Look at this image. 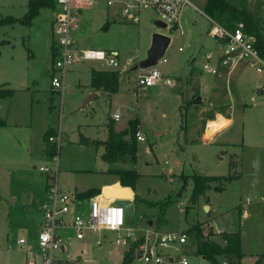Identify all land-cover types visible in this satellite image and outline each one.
Masks as SVG:
<instances>
[{"label":"rangeland","instance_id":"374dc122","mask_svg":"<svg viewBox=\"0 0 264 264\" xmlns=\"http://www.w3.org/2000/svg\"><path fill=\"white\" fill-rule=\"evenodd\" d=\"M106 1H73L80 9H73L77 13V25L69 29L72 49L76 50V56L77 50L83 48L116 51L119 68L127 59L133 64L119 72L114 92L109 95L100 92L83 108L79 106L88 95L89 66L102 64L78 60L67 69L63 92L50 89V43L55 39L50 20L55 10L41 8L29 25L0 24V83L13 89L11 97L0 105L7 121L5 127H0V264H25V255L16 244L20 237L35 249L37 232L43 222L40 209L43 187L51 184L53 176V163L45 151V145L49 144L44 137L47 130L52 131L50 135L60 131V143L55 151L60 190H66L61 186L62 175H67L75 190L80 191L98 186L103 178L113 180L116 176L108 170L137 172L132 214L124 215L123 221L125 227L136 229L135 235L149 226L148 219L155 228L147 230L157 232L177 231L206 220L202 198L194 203L189 200L192 181L187 176L238 174L225 184V191L210 196L211 206L221 213L212 225L215 230L228 231H236L239 225L241 264H264V73H257L243 60L228 74L221 65L214 74L203 71L204 55L213 43L207 33L209 21L202 12L205 0H189L177 22L164 28L154 24L157 15L152 9L141 10L140 20L134 24L119 14V7L132 0H111L109 4ZM231 1L250 9L256 2ZM26 3L27 0H0V17L20 18L26 11ZM156 32L169 38L162 54L165 62L155 64L161 79L157 85L141 89L135 86V66L145 57L151 35ZM190 70L191 75L200 79L201 96L214 104L206 97L205 103L188 104L194 92L187 80ZM165 79L172 84H166ZM225 109L231 122L210 142L201 140L199 130L205 119H213L215 113L222 114ZM113 113H118L119 119L114 120ZM136 118L144 140L136 143L135 162L103 161V144L95 141L106 139L109 128L106 123L123 129ZM80 137L88 141H81ZM41 165L51 167V171L41 174L37 170ZM183 176L186 180L181 187ZM87 201V198L81 201L83 212ZM240 206L248 212L245 220L238 212ZM72 210L70 206L62 218L64 222L69 221ZM194 225H199L202 233L207 230L199 222ZM55 232L65 248L64 252L55 253L59 258H64L66 253L74 257L82 249L81 260L76 257L77 264L119 262L121 252L114 260L93 243L85 252L82 242L73 240L69 227L56 228ZM95 237L87 239L92 242ZM195 243L193 233L187 230L180 255L186 256L184 252L193 249ZM197 258L194 264H210ZM129 264L148 263L133 257Z\"/></svg>","mask_w":264,"mask_h":264},{"label":"built area","instance_id":"2783aa9c","mask_svg":"<svg viewBox=\"0 0 264 264\" xmlns=\"http://www.w3.org/2000/svg\"><path fill=\"white\" fill-rule=\"evenodd\" d=\"M73 1L53 0L55 12L51 21V34L55 37L54 46L56 49L49 68V84L52 89L60 93L64 90V78L68 67L78 60L100 61L102 65L119 72L124 71L133 64L130 59H127L124 66L119 68L116 52H106L96 48L79 49L76 56V50L72 49L69 29L77 25V13L73 9H79L80 5L73 4ZM106 3H111V0H107ZM189 4V0H132L130 4L119 7V14L125 20L137 24L140 20V11L152 9L157 15V20L167 27L169 23L177 22L182 8ZM207 19L209 21L207 33L218 44L220 49L218 62L221 66L230 70L238 61L243 60L249 68L257 73H264V60L258 55L251 38L244 34L242 22H236L231 28H226L216 21ZM204 59L203 71L214 74L216 69L210 64L212 53L205 54ZM160 61L165 62L162 55L156 62ZM155 64L147 68H137L134 79L136 87L146 89L160 81L161 73L155 67ZM164 82L170 84L168 79H165ZM262 84H264V77ZM111 117L117 120L119 114L113 113ZM135 140H144L139 129L135 132ZM47 141L53 143L57 149L60 143V131L57 130L49 135ZM56 157V154L50 157L53 163V176L51 177V184H47L45 187L43 200L40 201L43 222L37 232L35 249L32 248V245H27L21 237L16 240V244L25 255V264H37V259L39 264L78 263L76 257L80 256L82 251L74 257H70L67 253L64 258L55 255L56 252H64L65 250L60 236L55 232L56 228H71L73 238L77 240L83 239L88 234L98 236L102 231L110 232L113 235V242L117 245H127L133 240V228L123 225L125 215L123 207L114 203L112 198H105L100 193L88 197L87 207L83 212L80 209L82 199L77 198V193L70 190H60L57 187ZM37 170L41 174H45L51 171V167L41 165ZM70 206L73 208L71 216L68 222H64L62 218L69 212ZM216 233L220 234L221 231L216 230ZM185 241L186 234L182 231L157 232L155 230H145L142 241L133 249V257L148 264L172 263L173 261L176 264H188V259L180 255L181 245ZM221 241L223 244L225 243L224 240ZM93 243L97 247L101 246L99 238H96ZM221 264L229 263L223 260Z\"/></svg>","mask_w":264,"mask_h":264},{"label":"trees","instance_id":"16d2710c","mask_svg":"<svg viewBox=\"0 0 264 264\" xmlns=\"http://www.w3.org/2000/svg\"><path fill=\"white\" fill-rule=\"evenodd\" d=\"M264 0H256L254 8L250 9L246 5H238L231 0H205L202 12L203 14L219 23L220 25L231 28L236 22H242L243 32L252 40L254 48L258 55L264 60V11L262 9ZM53 0H27L26 11L20 18L12 16L0 17V24L15 23L29 25L31 20L39 13L41 8H53ZM54 41L51 40L50 51L51 59L55 55ZM89 86L93 90H102L114 92L118 83L119 71L112 69H95L90 68ZM13 94V89L0 86V99L9 97ZM197 91L193 93L188 101L191 103ZM5 126V121L0 117V127ZM137 130V119H131L128 122V127L122 130H115L109 126L107 129V137L101 141L103 151L101 158L105 162H135L136 160V140L135 132ZM52 133L47 130L44 133L45 139ZM98 142V141H97ZM56 148L53 143L46 145V154L51 157L55 153ZM109 173H114L118 176V182L122 186L134 188L138 174L133 169H114L108 170ZM187 177L191 178V192L189 200L194 203L204 190L210 187V183H215L213 189L221 191V183L237 178L238 174L226 175H204L192 174ZM186 176L182 178V185H185ZM99 193L96 188H88L76 194L77 198L84 199L92 197ZM135 198V197H134ZM196 237V254L208 260L210 264H218L216 257L223 256L230 264H238L242 256L240 251L239 231L221 232L220 237L224 240V244L220 245L216 241L210 239L212 232L203 234L199 225H193L191 228ZM140 241H133L129 247L123 252L119 264H129L133 258V249Z\"/></svg>","mask_w":264,"mask_h":264},{"label":"crops","instance_id":"0c3cea01","mask_svg":"<svg viewBox=\"0 0 264 264\" xmlns=\"http://www.w3.org/2000/svg\"><path fill=\"white\" fill-rule=\"evenodd\" d=\"M80 9V8H79ZM52 19V18H51ZM50 29H51V20H50ZM51 44V43H50ZM216 47L219 49V47H218V44H217V42L216 41H214V39H213V43H212V49H210L206 54H208V53H212V59L210 60V64L212 65V66H214L215 68L218 66V65H220L219 64V62H218V57H219V54H220V49H219V51L217 52V49H216ZM216 50H215V49ZM112 52H116V51H112ZM50 55H51V51H50ZM205 56V55H204ZM50 60H51V58H50ZM139 62V61H138ZM137 62V63H138ZM224 67V66H223ZM235 67V66H234ZM234 67H232L230 70H228V68H227V72H226V74H228ZM90 68H95V69H109V70H112V68H109L108 66H105V65H100V66H97V67H92V66H89V70H90ZM191 73V70L189 71V73H188V76H187V80L191 83V88L193 89V91L195 92V91H197V95H199V97H200V101H203L204 103H205V100H204V98L206 97H202L201 96V85H200V79L197 77V76H194V75H191L190 74ZM118 78H119V76H118ZM169 80V79H168ZM170 81V80H169ZM159 83V82H158ZM172 83H171V81H170V84H168V85H171ZM157 85V84H156ZM0 86H3V87H5V85H4V83H0ZM50 89H52L51 87H50ZM52 90H54V89H52ZM95 93V95H92V93ZM100 92H105L107 95H109L110 93H112V92H107V91H102V90H93L90 86L88 87V89H87V91H86V95H87V97L86 98H89V100H91V99H93L94 97H97V95L100 93ZM193 92V93H194ZM193 95V94H192ZM191 95V96H192ZM9 97H11V96H9ZM9 97H5V98H1L0 99V105H2V103H4V102H2V101H4V99H6V98H9ZM195 97V96H194ZM193 97V98H194ZM85 98V99H86ZM191 98V97H190ZM207 98V97H206ZM84 99V100H85ZM208 99V98H207ZM83 100V101H84ZM89 100L88 101H86L85 102V104L84 105H81V106H79V108H83V107H85L87 104H88V102H89ZM209 100V99H208ZM199 101V102H200ZM198 102V103H199ZM9 103V102H8ZM209 103H213V101H210L209 100ZM214 104V103H213ZM194 105V104H193ZM215 105H217V104H215ZM221 106V105H220ZM224 112H222V114H219V113H215V117L213 118V119H205V123H204V126L202 127L201 126V129L199 130L200 131V138H201V140H205L206 142H210L211 141V138L218 132V131H220L221 129H223L225 126H227L230 122H231V119H230V113H229V111L227 110V109H225V110H223ZM8 112H11V109L9 108V110H8ZM4 113H2V111H1V108H0V117L1 118H3V117H5L6 118V116L5 115H3ZM8 114V113H7ZM4 119V118H3ZM118 119H119V117H118ZM137 119V118H136ZM138 120V119H137ZM4 121H5V126H6V124H7V121L4 119ZM107 125H106V127L108 128V126H110L109 125V123H106ZM5 126H3V127H5ZM115 130H122V129H118V128H115V127H113ZM127 128V127H126ZM126 128H123V129H126ZM141 127H140V123H139V120H138V125H137V129H139V130H141L140 129ZM47 140V139H46ZM79 140H81V141H84V142H87L88 140L85 138V137H80L79 138ZM192 140V139H191ZM190 140V141H191ZM101 142V140H96L95 142ZM48 142V141H47ZM49 144L51 143V142H48ZM136 143H137V141H136ZM45 151H46V145H45ZM32 168H35L34 166L32 167ZM112 174H114V173H112ZM204 175H222V174H204ZM115 178L113 179V180H106L105 178H103V181H101V183H99V185L97 186L96 184L95 185H93L92 187H88V188H96V189H98V190H100L101 188H104V187H106V186H112V185H120L119 184V182H118V176L115 174ZM239 176V175H238ZM56 177H57V174H56ZM67 178H68V176L66 175V176H64V175H62V178H61V186H62V188L63 189H66V190H70V191H72V192H75V193H79V192H82V191H84V190H80V191H76L75 190V185H74V183H72L73 181H69V180H67ZM235 179V178H234ZM231 180H233V179H231ZM230 180V181H231ZM57 182V181H56ZM227 182H229V181H223L222 183H221V187H222V190L221 191H215L214 189H213V186L215 185V183L213 182V183H210V187L208 188V189H206V190H204V192L203 193H201L200 195H198V197H197V199L199 198V197H201L202 198V200H203V208H205V210H206V220L205 221H202V222H200V221H196V222H199V223H201L202 224V228L204 227L205 229H207L206 230V232H203V234H206L207 232H212L213 233V235H211V237H210V239H212V240H214V241H216L217 243H219L220 245H223V243H221V242H219V241H221L222 239H221V237H220V234H217L216 233V230L213 228V225H212V223L213 222H216L217 221V218L220 216V214L221 213H218L217 212V207H215V206H211V201H210V196L211 195H213L214 193H222L223 191H225V189H226V187H225V184L227 183ZM47 184V183H46ZM45 187H46V185L43 187V193L45 192ZM87 188V189H88ZM130 188V187H129ZM86 190V189H85ZM130 191H131V194H132V204L134 203V200H135V198L134 197H136V194H135V192H134V189H131L130 188ZM213 193V194H212ZM196 199V200H197ZM180 209V208H179ZM238 212L240 213V216H241V218L243 219V220H245L247 217H248V212H247V210L245 209V207L244 206H240V207H238ZM195 222V223H196ZM194 223V224H195ZM194 224H192L191 225V227L194 225ZM147 225H149V226H147L145 229H139L140 231H141V233L139 234V232H136V235L134 234V230H136L135 228H133V240H131L127 245H117V244H115L114 242H113V235L110 233V232H108V231H102V232H100L99 234H98V236H96L95 238H94V240L96 239V238H99L100 239V242H101V246L100 247H97V249H99L100 251H101V249H104L105 251H106V255L108 256H112V257H114V260H116L118 257H116V255L117 254H119L118 252H121V255H120V257H119V262H120V260H121V257H122V255H123V252L129 247V245H130V243L131 242H133V241H142V235L144 234V231L145 230H147V229H149V228H155L154 226H153V221L152 220H150V219H148L147 220ZM191 227H189V228H181L180 230H178V231H182V232H184L185 234H186V238H187V230H190L192 233H193V235H194V237H195V233H194V231L191 229ZM217 230H220L221 232H227V233H229V232H235V231H228V230H225V229H222V228H219V229H217ZM239 231V225H238V227H237V229H236V231ZM92 235L93 234H88L87 236H85L83 239H79V240H77V239H73V240H75L76 242H82L81 243V245L86 249L85 250V252H87V249L89 248V245H90V243H93V241L94 240H92V242H91V239H92ZM88 236H91V239H90V241H88ZM239 238H240V232H239ZM219 239V240H218ZM84 242H83V241ZM195 240H196V237H195ZM139 242V243H140ZM186 242V241H185ZM184 242V243H185ZM183 243V244H184ZM94 244V243H93ZM195 249H196V243H195V246H194V248L193 249H191V250H189V251H185L184 253H185V257L187 258V257H192L193 258V260L191 261V259L190 260H188L189 261V263L188 264H194V263H196L197 262V257H200V258H202V259H204L203 257H201L200 255H198V254H196V252H195ZM80 251H82V249L80 250ZM240 251H241V238H240ZM79 253V252H78ZM77 253V254H78ZM83 253V251L80 253V256H78L79 258H80V260H81V254ZM241 253H242V256H243V252L241 251ZM67 255H69L70 257H72L69 253H67ZM114 255V256H113ZM242 256H241V258L239 259V261H238V264H241V260H242ZM217 257H220V260L219 261H217V263L218 264H221V262L223 261V260H226L223 256H217ZM227 261V260H226ZM119 262H117V263H115V264H119ZM227 263H229L228 261H227ZM162 264H164V263H162ZM170 264H172V263H170ZM230 264V263H229Z\"/></svg>","mask_w":264,"mask_h":264},{"label":"water","instance_id":"95a60500","mask_svg":"<svg viewBox=\"0 0 264 264\" xmlns=\"http://www.w3.org/2000/svg\"><path fill=\"white\" fill-rule=\"evenodd\" d=\"M154 24L157 27L164 28L165 24L160 22L159 20H155ZM169 42V38L162 33H153L151 35V40L149 47L146 50V55L143 59L139 60L135 67L137 68H147L156 63L158 58L163 54L167 44ZM260 92V89H258ZM92 95H95L93 92ZM89 98H86L82 105L88 101ZM200 101V98L197 96L193 98L192 103L197 104ZM99 193L105 198H112L114 203L121 205L123 207V211L125 215L129 216L132 214L133 204H132V194L130 188L128 186L122 185H112L106 186L99 190ZM139 252L137 253V255ZM188 260H193L192 257H187Z\"/></svg>","mask_w":264,"mask_h":264}]
</instances>
